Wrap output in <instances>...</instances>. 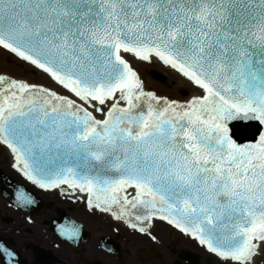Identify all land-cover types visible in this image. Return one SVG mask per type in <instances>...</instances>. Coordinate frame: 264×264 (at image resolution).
Wrapping results in <instances>:
<instances>
[{"label":"snow or ice","instance_id":"obj_1","mask_svg":"<svg viewBox=\"0 0 264 264\" xmlns=\"http://www.w3.org/2000/svg\"><path fill=\"white\" fill-rule=\"evenodd\" d=\"M0 51L49 81L0 74V147L33 185L219 264L264 254V0H0ZM133 60L192 94L146 90Z\"/></svg>","mask_w":264,"mask_h":264},{"label":"flooded vegetation","instance_id":"obj_2","mask_svg":"<svg viewBox=\"0 0 264 264\" xmlns=\"http://www.w3.org/2000/svg\"><path fill=\"white\" fill-rule=\"evenodd\" d=\"M11 158L0 147V245L13 253L0 251V264H219L166 221L154 218L150 234L140 233L110 213L89 210L86 199L38 188L11 167ZM18 189L34 203L18 205Z\"/></svg>","mask_w":264,"mask_h":264},{"label":"rangeland","instance_id":"obj_3","mask_svg":"<svg viewBox=\"0 0 264 264\" xmlns=\"http://www.w3.org/2000/svg\"><path fill=\"white\" fill-rule=\"evenodd\" d=\"M20 64L21 61H19L13 54L6 51H0V74L8 73L15 77H22L26 80L36 79L44 83H49L45 76L39 71L35 70L36 76L34 77L31 72L26 73L24 68L19 66ZM24 67L26 68L27 65ZM132 67L138 72L146 90H152L158 95L168 96L169 98L175 99H184L179 95V91L182 89H185L190 94H192L193 89L183 78L177 74H174L172 71L167 70L161 64L155 62L144 63L133 60ZM152 70L162 72L166 75L167 79L165 84L159 83L149 75V72ZM262 261L264 263V254L260 255V257L257 259V263H262Z\"/></svg>","mask_w":264,"mask_h":264},{"label":"water","instance_id":"obj_4","mask_svg":"<svg viewBox=\"0 0 264 264\" xmlns=\"http://www.w3.org/2000/svg\"><path fill=\"white\" fill-rule=\"evenodd\" d=\"M149 75L156 81H158L161 84H165L166 82V77L163 76L161 73L157 72V71H150ZM181 96L184 97L187 95V92L185 90H182L180 92ZM244 124L243 123H238L236 124L234 131H236L237 135H241L244 132Z\"/></svg>","mask_w":264,"mask_h":264},{"label":"bare ground","instance_id":"obj_5","mask_svg":"<svg viewBox=\"0 0 264 264\" xmlns=\"http://www.w3.org/2000/svg\"><path fill=\"white\" fill-rule=\"evenodd\" d=\"M155 63H158V64H161V65H163L162 63H160V62H158V61H154ZM164 66V65H163ZM164 68H166L167 70H171L169 67H167V66H164ZM174 74H177V73H175L173 70H171ZM164 74V73H163ZM179 75V74H178ZM164 76H165V74H164ZM182 78V77H181ZM190 86V85H189ZM191 87V86H190ZM192 88V87H191ZM9 154H10V152H9ZM11 160H12V158H11Z\"/></svg>","mask_w":264,"mask_h":264}]
</instances>
